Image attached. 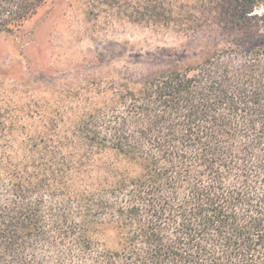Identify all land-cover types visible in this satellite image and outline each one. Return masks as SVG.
I'll list each match as a JSON object with an SVG mask.
<instances>
[{"label":"trees","instance_id":"obj_1","mask_svg":"<svg viewBox=\"0 0 264 264\" xmlns=\"http://www.w3.org/2000/svg\"><path fill=\"white\" fill-rule=\"evenodd\" d=\"M47 1L0 0V32ZM89 14L262 40L36 136L1 124L0 264H264V0H91Z\"/></svg>","mask_w":264,"mask_h":264},{"label":"rangeland","instance_id":"obj_2","mask_svg":"<svg viewBox=\"0 0 264 264\" xmlns=\"http://www.w3.org/2000/svg\"><path fill=\"white\" fill-rule=\"evenodd\" d=\"M90 1L48 0L20 31L0 32V128L12 126L20 138L39 135L51 119L71 123L109 102L111 91L138 88L161 73L262 40L95 16Z\"/></svg>","mask_w":264,"mask_h":264}]
</instances>
